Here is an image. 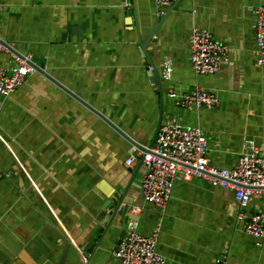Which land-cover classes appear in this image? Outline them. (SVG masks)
I'll use <instances>...</instances> for the list:
<instances>
[{"label": "crops", "instance_id": "0c3cea01", "mask_svg": "<svg viewBox=\"0 0 264 264\" xmlns=\"http://www.w3.org/2000/svg\"><path fill=\"white\" fill-rule=\"evenodd\" d=\"M259 5L264 0H177L161 13L155 0H0V40L9 48L0 50V66L31 55L42 68L32 63L25 82L0 96V169L10 173L0 178V264H117L126 216L112 218L108 207L120 198L121 210L127 202L143 207L142 233L159 229L165 264H264V240L245 231L233 189L180 176L161 209L142 194L141 155L127 164L163 122L201 127L220 168L235 166L246 140L264 152ZM156 26L150 62L140 43ZM196 27L229 47L214 74L192 67ZM167 56L173 75L159 88L149 73L161 74ZM197 87L217 93L220 105L185 108L170 96ZM247 211L264 212V193L252 195Z\"/></svg>", "mask_w": 264, "mask_h": 264}, {"label": "built area", "instance_id": "2783aa9c", "mask_svg": "<svg viewBox=\"0 0 264 264\" xmlns=\"http://www.w3.org/2000/svg\"><path fill=\"white\" fill-rule=\"evenodd\" d=\"M159 11L172 6L177 0H155ZM254 29L256 34L258 62L264 64V5L254 8ZM0 40V50L8 51ZM190 60L198 74H214L222 63L229 60V47L216 39L206 28L196 27L190 35ZM13 67L0 66V96L13 94L35 71L32 56L16 57ZM174 70L173 60L166 57L163 62L161 78L171 80ZM170 96L185 108L209 107L220 105L217 93L197 87L191 92L178 93L170 90ZM245 152L234 167L220 168L210 163L208 157V138L199 126H183L173 122H163L153 145L145 149H135L127 159L131 165L141 155L144 166L142 194L147 202L158 208H165L171 199L175 180L182 176L189 180L199 176L214 186L228 187L234 190L240 207L239 215L246 219L245 231L251 236L264 240V212L250 214L247 207L253 194L264 193V152L255 140H246ZM10 173L0 169V178ZM141 205L130 208L132 217L125 227V235L114 250L117 264H165L164 256L158 251L159 229L147 235L139 230ZM224 262L223 259L218 260Z\"/></svg>", "mask_w": 264, "mask_h": 264}, {"label": "water", "instance_id": "95a60500", "mask_svg": "<svg viewBox=\"0 0 264 264\" xmlns=\"http://www.w3.org/2000/svg\"><path fill=\"white\" fill-rule=\"evenodd\" d=\"M157 28H158V26H156V27L152 30V32L148 35V37L140 43L143 56H144L145 58H147L150 62H151L152 60L150 59V55H149V53H148L147 45H148V43L150 42V40L152 39V37L154 36V34H155ZM32 63H33V62H32ZM33 64H34V63H33ZM34 65L36 66V68H37L38 70L42 71V68H41V67L37 66L36 64H34ZM149 75H150V77H151L152 82L157 83L158 86H159V88H160V87H161L162 78H161V74H160V72L157 70V68H156V67H153V71H152L151 74L149 73ZM162 120H163V119H161V121H162ZM156 138H157V135L155 136V138H154L153 142L151 143V145H153V143L155 142ZM151 145H150V146H151ZM142 164H143V160H142V158H141V160H140V162H139V165L141 166ZM123 202H124V201H123L122 198H120L118 201H115L114 199H112V202L109 204L110 206L108 207V208H109V213L111 214L112 218H114L117 214L125 215V216H126L125 218L120 219V223H121V225H122V226H120V227L122 228V231H121V234H120L119 239H118V241H117L116 247L120 244L121 239H122L123 236L125 235V231H126V230H125V228H123V225L126 224V223H127V220H128L129 218L132 217V216L127 215V214H128V211H129V208H130V203H128V202L125 203L124 208H123L122 210L120 209V207H121V205H122ZM92 242H93V244H95V245L97 244V240H96V241H92ZM116 247H115V248H116ZM11 264H21V263H20L19 261H17V262L15 261V262H12Z\"/></svg>", "mask_w": 264, "mask_h": 264}]
</instances>
